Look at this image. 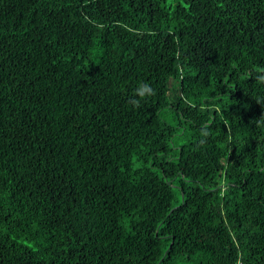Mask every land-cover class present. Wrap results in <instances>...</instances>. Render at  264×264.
Instances as JSON below:
<instances>
[{
  "label": "trees",
  "instance_id": "obj_1",
  "mask_svg": "<svg viewBox=\"0 0 264 264\" xmlns=\"http://www.w3.org/2000/svg\"><path fill=\"white\" fill-rule=\"evenodd\" d=\"M261 68L264 0H0V264H264Z\"/></svg>",
  "mask_w": 264,
  "mask_h": 264
},
{
  "label": "clouds",
  "instance_id": "obj_2",
  "mask_svg": "<svg viewBox=\"0 0 264 264\" xmlns=\"http://www.w3.org/2000/svg\"><path fill=\"white\" fill-rule=\"evenodd\" d=\"M258 73H264V68L257 69ZM259 83L264 84V75H258L256 77ZM156 90L148 83H141L134 91V95L128 100V103L133 108H138L140 106L141 100H145L148 97L154 96ZM202 135L207 136V132H203Z\"/></svg>",
  "mask_w": 264,
  "mask_h": 264
}]
</instances>
